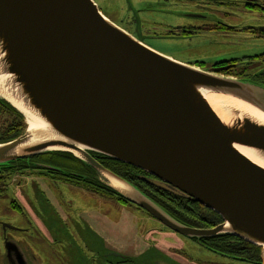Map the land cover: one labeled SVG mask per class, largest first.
<instances>
[{
    "label": "water",
    "instance_id": "1",
    "mask_svg": "<svg viewBox=\"0 0 264 264\" xmlns=\"http://www.w3.org/2000/svg\"><path fill=\"white\" fill-rule=\"evenodd\" d=\"M209 93L264 114V87L153 51L92 0H0V100L25 125L26 115L42 125L0 144V166L69 154L173 233L237 238L259 248L264 264V123L237 111L218 116ZM92 155L144 172L156 179L149 185L193 200L222 223L209 230L178 223Z\"/></svg>",
    "mask_w": 264,
    "mask_h": 264
},
{
    "label": "rangeland",
    "instance_id": "2",
    "mask_svg": "<svg viewBox=\"0 0 264 264\" xmlns=\"http://www.w3.org/2000/svg\"><path fill=\"white\" fill-rule=\"evenodd\" d=\"M92 1L115 26L153 51L183 64L200 63L209 67L220 59L252 56L264 50V40L257 39V34L252 31L264 27V12L248 6L263 5L264 0ZM177 28L189 33H167ZM0 117L1 125L4 118ZM65 207L70 208L66 214L74 212L78 222L85 212L91 218L97 216L129 225L132 232L136 231V249L142 252L138 256L134 254L133 264H247L227 262L166 229L164 231L171 235L160 233L163 228L143 211L39 174L12 177L0 197V222L28 230L29 243L41 252H55L51 251L49 241L48 245L40 244L39 234L44 231L58 253L71 249V258L83 260L78 257V252L98 244L97 248L102 245L103 238L100 236L99 239L93 231L82 232L79 238H67L71 233L57 227L62 223L65 228L63 222L66 220L61 212ZM79 227L86 229L80 223ZM79 227L76 226V231ZM160 234L163 235L159 237ZM61 259L62 255L58 259L60 263Z\"/></svg>",
    "mask_w": 264,
    "mask_h": 264
},
{
    "label": "flooded vegetation",
    "instance_id": "3",
    "mask_svg": "<svg viewBox=\"0 0 264 264\" xmlns=\"http://www.w3.org/2000/svg\"><path fill=\"white\" fill-rule=\"evenodd\" d=\"M248 6L249 8H252L254 10L257 9L259 11L264 12V4L263 5L255 4ZM252 31L257 34L256 36L257 39L264 40V27ZM167 33L171 35L173 34L178 35V34H186L189 32L177 28L174 31H170ZM200 68L204 70L205 69L209 70L211 72L215 71L217 75L222 76L224 78H232L236 80H246V79L252 80L253 82L258 83L259 85L264 87V50L252 56H247L242 58L220 59L218 61H215L209 67L205 66ZM97 162L101 163L102 165L107 164V162L103 161L102 159H99ZM25 172L26 171H23L22 173L26 175ZM27 174L30 175L39 174V175L47 176L53 181L79 187L83 189L85 192H89L104 197V195L98 193L97 190L91 191L89 190V188L87 189L83 186L76 185L72 181L73 177H71L70 179H65L64 177H62V175L57 176L55 172L54 173L51 172L49 175H45L42 168H40L37 171H34V173H27ZM14 176L17 177L21 175H14ZM129 176L131 178L136 177L139 180V182H141L142 184H146L147 186H150L158 191H162L167 194H172L149 185L146 182L147 179L155 180V181L156 179L145 174L142 171L134 169L133 171L130 172ZM158 195L162 197L165 196L163 194H158ZM178 196L183 197L184 199L187 198L181 195ZM187 200L190 199L187 198ZM185 205L189 206L190 209L188 213L184 212L182 216H180L181 214L179 212L182 211H180L179 207L167 206L166 209H168L169 213L172 215L175 221H177L178 223L184 226L194 228L197 230L213 229L222 223L221 220L218 221L210 214L211 211L203 208L202 206L200 207L195 206V202L191 200L187 201ZM126 206H130L138 211H141L136 207L132 206L131 204L130 205L128 204ZM58 209H61V207L58 206ZM16 210L21 211L20 209H16ZM69 210L70 208L65 207L61 211L63 213V219L66 220V222H63L65 228L62 226V223L58 224V226L56 224V226L60 228L61 231H64L65 229L71 233L70 236L67 235V238L70 237L79 238L82 232L91 233L93 231L97 235V237H99V239L100 236L103 238L102 245H99L97 248L95 246L98 244L92 245L93 246L92 249L91 247L90 248L84 247V250L81 249V251L78 252L79 255L76 252V255H78V257L80 256L83 260H79L78 258L76 259V257L73 256L71 258V256H69L70 254H72L70 252L71 249H66L65 251L63 250L60 252L62 255V259L60 263L58 259L59 256L61 255L54 248V243L50 242V238L48 237L47 233L43 231L39 234L41 238L40 244L46 243L48 245V241H49V246H52L51 251H55V252L48 253L43 251L44 252L43 253L41 252L42 250L39 251L37 248H35L34 245H31L29 243L30 240L27 239V234H29L28 230H20L12 225H8L0 222V264H133V259L135 258L134 254L138 256L140 255V253H142L136 249L137 247V242L135 238L136 231L132 232L131 227L129 225L124 226V224L122 223L107 221L105 218H96L97 216L91 218L90 216H86L84 214L85 212H83L82 215L83 218L80 220V222H78L77 221L78 217L74 215V212H70V213L68 212V215L66 214V211ZM79 223L84 225L86 229L80 228ZM158 224L163 228L159 230L160 233L166 232L164 231V229H166L170 233L175 234L169 229L165 228L159 222ZM42 225L43 227H45L44 223H42ZM76 226L79 227L77 231H76ZM58 228L57 230L60 231ZM169 232L166 233L170 234ZM162 235L163 234H160L159 237H161ZM36 241L39 242V240ZM191 241L197 244L199 247L209 252H212L216 255H219L222 258L227 259V262L231 261L232 263L233 262L246 263V258H245L246 248L234 250L233 248L239 242L236 243L233 238H230L229 241L227 240L222 241L223 242L222 245L229 247L226 253L220 252L217 249L210 247V246H216V247L219 246L218 245L219 242H216L214 240L209 241V239H200V240H191ZM260 260H261V252H260ZM259 264H261V262Z\"/></svg>",
    "mask_w": 264,
    "mask_h": 264
},
{
    "label": "trees",
    "instance_id": "4",
    "mask_svg": "<svg viewBox=\"0 0 264 264\" xmlns=\"http://www.w3.org/2000/svg\"><path fill=\"white\" fill-rule=\"evenodd\" d=\"M185 30V29H181ZM198 67H205L204 64L196 63L193 64ZM0 116H3L4 122L0 125V144L11 142L21 135L24 134L26 130V125L24 122L23 117L15 111L10 105H8L6 102L0 100ZM2 117H0L1 121ZM93 158H95L97 161L99 159H102L103 161H106L107 164L102 165L105 169L110 171L111 173L115 174L116 176L120 177L133 187H135L138 191H140L144 196H146L148 199H150L152 202H154L158 207H160L162 210H164L170 217L172 215L169 213L167 206H173V207H179L180 216L183 215V213H188L190 207L185 205L187 200L183 197H180L178 195H172L167 194L162 191H158L150 186H147L146 184H142L139 182V180L136 177L131 178L130 172L134 169L132 167H129L127 165L121 164L119 162H116L114 160L104 158L97 155H92ZM44 167H50L53 169H56L57 172L55 174L57 176L62 175L65 179L72 178V181L76 185L83 186L85 188H89V190H97L98 193L104 195V197L115 199L118 202H120L123 205H130L127 201H125L123 198L118 196L115 192H113L108 187L102 185L96 176V174L93 172L92 169L89 167L83 165L81 162L73 158L69 154H63V153H50L38 157H33L30 159L21 160L15 163H10L8 165L0 166V195H2L5 192V189L8 185V183L11 182V179L14 175H22L23 171H26L27 173H34V171L39 170L42 168L45 175H49L51 171H47L44 169ZM54 173V172H52ZM24 175V174H23ZM158 194L165 195L164 197L159 196ZM193 201V200H191ZM194 202V201H193ZM195 206L200 207L199 204L195 203ZM210 214L220 221L221 219L214 214L213 212H210ZM173 218V217H172ZM230 238H233L235 242H239L233 249L239 250L246 248V263L248 264H259L261 262L260 260V252L261 250L255 246H252L246 242H243L237 238L231 237V236H221V237H215L210 238L209 241H216L219 242V246H210L214 249H217L220 252L226 253V251L229 249L228 246L222 245V241L227 240L229 241Z\"/></svg>",
    "mask_w": 264,
    "mask_h": 264
},
{
    "label": "bare ground",
    "instance_id": "5",
    "mask_svg": "<svg viewBox=\"0 0 264 264\" xmlns=\"http://www.w3.org/2000/svg\"><path fill=\"white\" fill-rule=\"evenodd\" d=\"M205 98L208 104L210 105V107L212 108V110L222 118H226V115H228L229 111H237L240 114H248L258 119L260 122L264 123L263 113L239 100H236L231 97L220 96L210 93L205 94ZM25 119H26L27 128L29 129L30 132L42 128L41 123L38 120L34 119L33 117L26 115Z\"/></svg>",
    "mask_w": 264,
    "mask_h": 264
}]
</instances>
